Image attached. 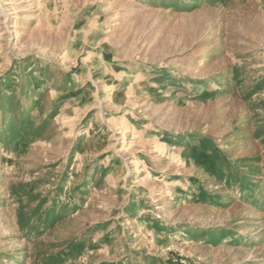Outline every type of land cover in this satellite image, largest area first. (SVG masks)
Masks as SVG:
<instances>
[{"label":"rangeland","instance_id":"1","mask_svg":"<svg viewBox=\"0 0 264 264\" xmlns=\"http://www.w3.org/2000/svg\"><path fill=\"white\" fill-rule=\"evenodd\" d=\"M0 264H264V0H0Z\"/></svg>","mask_w":264,"mask_h":264},{"label":"bare ground","instance_id":"2","mask_svg":"<svg viewBox=\"0 0 264 264\" xmlns=\"http://www.w3.org/2000/svg\"><path fill=\"white\" fill-rule=\"evenodd\" d=\"M111 97H112V86L110 85L108 87L107 92L104 93L103 100L104 101H109L111 99Z\"/></svg>","mask_w":264,"mask_h":264}]
</instances>
